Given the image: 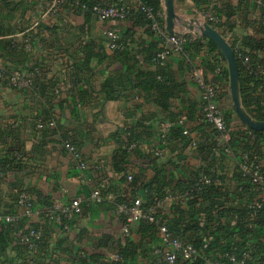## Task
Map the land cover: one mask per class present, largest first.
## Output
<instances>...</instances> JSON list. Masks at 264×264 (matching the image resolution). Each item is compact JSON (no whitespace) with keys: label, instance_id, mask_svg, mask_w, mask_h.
<instances>
[{"label":"crops","instance_id":"1","mask_svg":"<svg viewBox=\"0 0 264 264\" xmlns=\"http://www.w3.org/2000/svg\"><path fill=\"white\" fill-rule=\"evenodd\" d=\"M26 1L33 9L27 11L26 17L33 14L34 24L41 21L52 25L57 33H51L42 26L38 28L39 32L30 49L25 47L22 50L18 47L19 49L14 50L11 55L1 57L12 69L28 71L39 67L40 64L44 70L42 77L45 76L43 79L48 87L17 90L0 81V162L5 159L15 160V170L0 176V215L17 213L15 199L20 190H26L34 200L36 213L24 220V229L43 227L47 234L38 249L30 254L20 241L23 231L16 227L11 228L10 242L0 259L6 260L4 264H76L77 252L84 251L90 260L89 264H101V259L112 257L118 250L125 249L126 244H132L133 252L131 251L132 255L129 256V263L148 264L150 250L157 243L156 235L153 238L147 235L143 237L139 233L137 222L131 225V234L124 237L121 218L114 211L118 199L131 200L139 197L142 201L147 200L143 183L155 174L149 158H152L151 151L159 147L158 123L167 120L168 112L155 103L151 94H145L135 88H129L125 95L105 100L101 104L99 99L88 103L79 102L75 92L77 85L73 82L76 77L70 76L72 70L67 66L71 60L68 53L81 55L80 43L87 39L96 43L103 42L106 47L104 31L108 28L117 29L120 36H124L126 45L132 49L131 52L140 60L144 56L143 50L153 42H156L158 47L171 48L172 45L170 42L163 43L155 34L149 35L146 27L134 25L131 20H100L92 13L84 33L79 34L77 27L84 23V15L77 9L71 10L69 0L53 14L48 11L51 0ZM90 1L123 3L129 10H137L135 0ZM212 3H217L216 7H213L216 21L212 23H223L216 30L231 48L237 53L250 55L264 65V50L251 49L244 42L245 38L257 41L264 39L262 1L173 0L174 11L178 17L174 30L179 34H186L188 40L183 48L186 50L172 53L162 67L172 70L176 81L184 85L186 92L171 99L172 110L176 113L181 111L185 116L188 112L191 114L190 118L184 119L186 128L189 129L191 137L200 139L203 148L197 145L190 147L179 139L173 140L155 160V165H170L163 171L164 179L170 183L165 187V192L170 198L159 210V215L165 216L167 220L177 216L173 207H170L172 204L186 207L188 197L183 195L182 188L177 185L178 180L188 172L185 170L203 172L209 169L220 173L223 184L214 197L222 201L225 207L231 208L228 214L223 213L219 219V223L228 226L230 230L237 222L236 211L243 206L236 191L239 157L236 153L222 154L215 147L211 150L213 143L218 141L217 134L210 132L211 128L208 126L196 128L203 120L199 116L200 92L191 77L192 71H199L206 82L216 87L218 104L232 108L229 79L216 72L219 61H222L221 56L217 51L209 49V39L197 35L189 28L190 19L205 22L204 15L210 10ZM162 12L165 18L163 4ZM5 13L1 8L0 17L5 16ZM33 27L35 25L31 26ZM25 32H17L10 37L21 44ZM195 41L199 49L189 48ZM107 52L110 53L109 50ZM222 63V69L224 70L225 66L227 69L226 61ZM91 66L94 73L91 81L95 89H98L105 77L124 70V66L119 62L106 58L92 61ZM87 76L88 73L84 72L83 77ZM56 81L59 91L54 93L49 83ZM262 91L264 90L258 86L255 93L259 95ZM261 96L264 100V95ZM189 102L194 104L190 111L186 109ZM234 116L231 129H240L246 131L247 135L251 134L252 129L240 122L235 112ZM45 119L54 122V132L37 127V123ZM137 125L142 127L139 128L143 132L141 140L134 144L132 150H128L131 151L128 156L130 163L127 164L126 171H118L113 165L118 143L110 135L125 127L136 128ZM248 136L254 140L251 135ZM64 140L79 147L86 162L84 170L75 166L72 156L62 146ZM235 144L239 153L240 146L244 145L243 141H237ZM206 147H209V150ZM258 153L259 155H254V159L262 164L264 139L260 141ZM128 176L131 178L128 179ZM134 180L135 183L132 184ZM95 189L105 190L110 198L98 204L85 205L82 212L72 218L68 231L43 218L42 211L48 204H66L74 197L86 198ZM261 216L262 213L253 221L245 219L244 227L247 233L242 241L264 256V215ZM216 224L213 223L212 226ZM199 225H206L203 218H200ZM209 233L210 231L206 230L205 235ZM235 235L238 236L239 233ZM211 260L212 264L218 262L216 255Z\"/></svg>","mask_w":264,"mask_h":264},{"label":"trees","instance_id":"2","mask_svg":"<svg viewBox=\"0 0 264 264\" xmlns=\"http://www.w3.org/2000/svg\"><path fill=\"white\" fill-rule=\"evenodd\" d=\"M70 1L73 0H69V2ZM82 1H90V0H82ZM142 1L145 3L147 7H150L154 13L158 11L162 12V0H142ZM262 3H263L262 8H263V20H264V1H262ZM1 8L4 9L6 13L5 16H3L2 18L0 17V58L1 57L5 58L8 55H11V53L14 50L19 49L18 47H20V49L22 50L25 49V45L23 43L20 44V42L10 37L11 35L17 32L26 31L25 32L26 34L24 36L31 37V47L33 46V43L36 39L39 29L42 26H44V29L49 30V32L51 33H57L56 28L52 25L41 23V21H37L35 22L36 24H34V21H32V18L34 16L33 14L32 15L30 14L28 17H26L27 11L33 10L32 7L29 6V3L26 0H1L0 9ZM77 10L79 11V13L81 12L84 15V23L80 27H77V29L80 30L79 34H81L84 33L85 25L89 23L91 11L81 10V9H77ZM123 20H131L134 23V25L146 27V32L149 35L155 34L150 28V21L146 18L145 14L138 8L136 11L129 10L127 16ZM12 21H14V23H12ZM207 23L215 29H219V27H221V25L223 24V23H219V21H217L216 23H212L208 21ZM33 24L35 25V27L31 28V26H34ZM161 24L163 27L164 20L161 21ZM262 27L264 30V25ZM119 42L121 44V48L111 50L108 48L107 45L105 47L103 45V42L96 43L94 40L87 39L80 43V51L82 52L81 55L74 56L71 55V53H68V56L71 57V60H70V64H68L67 66L68 67L70 66V69L72 70L70 76L76 77L73 80V82H75V84L77 85V89L75 92L78 101L82 103H88L92 100L99 99L101 104L105 100L115 99L122 96L123 94L125 95V92L129 90V88H135L145 94H151L152 99L155 101V103L163 111L168 112L166 116L167 120L164 121H168L171 123V127L166 131L165 134H162L159 130L160 123L164 121L162 120L159 121L158 123V127H157L158 136H159L158 146L162 148L163 150L162 154L164 150L169 146L170 142L173 140L179 139L182 143L188 144L192 138L190 135V131L189 129L186 128L185 122L183 125H179L177 121L180 117H184V119H188L191 117V114L188 112V114L185 116L184 114H182L181 111L176 113L174 110H172L173 103L171 101V99L176 97L177 95L184 94L186 92L185 87L183 84L176 81L172 70L165 69L164 67H162L163 65L161 66L153 62V58L156 56L158 52L163 50V47H158L156 42L151 43L146 50H143L144 56L143 59L140 60L136 55H134L131 52L132 49L126 45V40L124 36L121 37L120 34H119ZM244 42L251 49L264 50V39L257 41L253 38H245ZM104 43L106 44L105 35H104ZM208 47L211 51H217L218 54L221 56L222 61L225 63V58L223 57L222 53L219 51L217 46L210 40L208 41ZM189 48L199 49V45L197 41H195L192 45H190ZM107 50H109L110 53H108ZM234 54L239 69L240 96H241L242 105L245 108V110L254 119L263 121L264 100L262 99L263 96L261 95H264V91L260 93L261 95L260 94L258 95V93L256 95L255 90L256 88H258V86L261 87L262 90H264L263 89L264 84L259 78H256L250 73H248L244 69L241 60L238 57L237 52L234 51ZM169 57L167 58V60L169 59ZM105 58L108 60L119 62L122 66H124V70H120L113 76L105 77V79L100 83L98 89H95L91 81V77L94 75L93 67L91 66V63L94 60H101ZM252 60L255 61V58H253ZM144 66L145 68H143ZM37 68L39 69L40 73L38 74V76L34 81L33 88L46 89L48 87V84H46L47 83L46 80L43 79L45 78V76L42 77L44 72L43 67L40 66L39 64V67ZM84 72L88 73L89 76L83 77ZM220 73L223 74L226 78H228V71L226 69V66L224 70L219 72V74ZM50 84L52 91H54V93L59 91L57 81L52 83L50 82L49 86ZM193 106L194 104L189 102L186 104V109L190 111ZM219 107L223 113V118L226 122L230 134V140L228 145L231 148V153H236L237 156L239 157V160L241 159L243 153H247L249 160L251 159L253 160L254 155L256 154L259 155L258 153L259 145H260V141L264 139V130L263 131L250 130L251 134L248 133V135H254V140H251L249 136L246 134V131L240 129H236V130L231 129L232 127L231 123L235 117L233 109L231 107H226V108L221 107L220 105ZM199 110H200V106H199ZM199 116L203 120V123L197 126L196 128H199L201 126H208L209 128H211L210 132H213L214 134L216 133L218 137L219 133L213 128V126L205 121L201 113ZM50 121H51L50 119L49 120L45 119L38 123L44 124L43 128L45 129V131H49L52 133L55 131V129H53V126L52 127L48 126V123ZM139 128L142 127L139 125H137L136 128L125 127L113 132L110 135L111 138L116 143H118V152L117 155L114 156L113 158V165L116 170L126 171L127 169L126 166L128 163H130L128 160V156L129 153L131 152L128 151L129 150L128 148L131 144H135L137 141L141 140V134L143 132L140 131ZM184 129L188 130L187 134H183ZM195 140L197 147L203 148L200 139L195 138ZM241 140L243 141L244 145L240 146L241 147L240 151L239 153H237V150L239 148L236 147L235 143ZM65 141L68 140H64L63 142ZM68 142L72 143L79 149V147L73 142L71 141ZM214 147L216 149H219V151L222 154L225 155L228 154L225 153L223 148H221L219 140L217 141V143L216 142L213 143V147H211V150ZM206 148H208L209 150V147ZM151 155L152 158L151 157L149 158L150 165L154 169L155 174L152 178H150L149 180L143 183V188L147 192V200L142 201L143 207H147L155 203L157 199H162L166 194L165 187L166 186L168 187L170 185L169 181L165 180L163 177L164 169L170 165L167 166L155 165V160L158 157L154 156L153 153ZM170 163L174 164L172 162ZM260 169L262 174L264 175V163L262 164L260 163ZM14 170H15L14 159H10V160L5 159L3 162H0V176L8 174L9 171L12 172ZM185 171H188L186 172V174H184L185 177H183L182 179L180 178V180H178L177 183V185L182 188L183 192L186 188H192L193 182L202 174L212 175V176L220 175V177H222L220 173L210 171L209 169H205L203 172H198V171L192 172V170L189 169ZM239 172L240 171L237 164V173H236L237 182L240 177ZM134 183L135 180L132 182V184ZM220 187H222V185L212 184L210 186L203 187L199 191H195V190L192 191L189 195L186 196L188 197V199L185 203L186 204L185 208L175 206L172 204L170 207L171 208L173 207V211H175L177 216L170 220H167L165 216L159 215L160 207L163 204L157 210V217L166 223L168 230L173 235H178L199 248H201L204 243H207L208 247L205 250V255L208 257H212L215 255L217 257L218 253H224L225 251L230 250L232 247L241 249V247H244L245 245L242 239L247 233V229L244 227V221L246 218L248 219V217L246 216V212L243 206L241 209L236 211L237 222L234 228L232 227L229 230L228 226L221 225L219 223L220 216L223 213L228 214L231 210L230 207H225L222 201L214 197L215 194L220 191ZM101 191L107 193L105 192V190L101 189ZM16 200L17 197L15 199V204H16ZM131 200L118 199L117 202L119 205L121 203H128ZM51 205L52 203L48 204L46 208L43 209L42 215H44V211ZM261 213H262L261 217H263L264 208L261 210L259 215ZM200 218H203L204 222H206V225L204 227L199 225ZM24 220L27 219L22 218L16 223H8V224L3 222L0 223V256L2 254H5V251L10 242L9 232L11 228L16 227L17 229L22 230L23 233H25L28 230L29 227L24 229L23 226ZM213 223H217V224L213 227L212 226ZM206 230L210 231L208 235H205ZM139 233L143 237L147 235L153 238V236L156 235V238H158L157 225L155 223H151L142 219L139 221ZM237 233H239V235L234 236V234ZM46 234L47 232L46 230H44V235L35 241V247L33 249H29L28 246L24 243L30 254H32L34 250L38 249ZM131 248H132V244L130 246L129 245L127 246L126 244L125 249L118 250L116 254L121 256L122 262L114 261L112 262V264H130L128 259L129 256L132 255ZM80 252L81 251L77 252L76 264H89L90 260L87 257L86 252L83 251L84 253L83 256H80L79 254ZM211 254L213 255L211 256ZM217 259L219 262L225 261L223 258L220 257H217ZM23 260L24 262H26L25 259ZM5 262H6L5 259L4 260L0 259V264H4ZM100 263L107 264L105 258L101 259ZM195 264H204V261L199 259Z\"/></svg>","mask_w":264,"mask_h":264},{"label":"built area","instance_id":"3","mask_svg":"<svg viewBox=\"0 0 264 264\" xmlns=\"http://www.w3.org/2000/svg\"><path fill=\"white\" fill-rule=\"evenodd\" d=\"M264 1V0H260ZM66 0H51L48 8L49 14L55 13L59 10ZM136 6L140 9L150 21L151 30L163 41V43L170 42L172 47H163V50L158 52L153 58V62L159 65H164L171 53H178L183 50V45L187 42L188 37L185 34L169 35L165 31V26L161 24L164 20V14L161 11L156 13L150 7H147L142 0H135ZM217 3H212L210 10L204 15L205 22H215L216 16L214 8ZM71 10L81 9L90 10L100 20H123L129 9L123 3L106 4L100 1H82L73 0L69 2ZM106 37V45L109 49L115 50L121 48L119 42V33L115 28H108L104 31ZM23 44L27 49L31 48V37L24 36ZM238 57L244 69L256 78H259L264 84V65L254 62L250 55L238 52ZM222 61H219L216 72L219 73L223 69ZM40 73L37 67L31 70L12 69L8 64L0 58V81L4 82L8 87L17 90H26L33 88L34 81ZM197 88L200 92V113L206 122L210 123L213 128L219 133L218 140L221 148L225 153L231 154V148L228 145L230 134L223 118V113L217 102V89L214 85L206 82L201 73L197 70L192 71L191 75ZM264 89V86H263ZM184 118L180 117L177 121L179 125L184 124ZM48 126H54V122L50 121ZM38 128H43L44 124L38 123ZM171 127V123L164 121L160 123L159 130L162 134ZM188 130L184 129L183 134H187ZM252 139L254 136L251 135ZM188 145L190 147L196 146V140L191 138ZM63 148L72 156L75 166L80 170L86 168V162L83 160L80 150L72 143L65 141L62 143ZM134 147V144L129 146V150ZM162 148L156 147L152 150L154 156L162 155ZM238 167L240 177L237 182L236 191L240 195L243 203L246 216L250 221L255 220L261 210L264 208V175L260 169V163L255 160H249L248 154L243 153L241 159H238ZM131 176H128L130 179ZM212 184L222 185L223 178L220 175H200L194 182L192 188H186L183 192L184 196L189 195L192 191H199L205 186ZM106 198H110L108 193H104L101 189H95L86 198L74 197L66 204L52 203L44 211L43 218L54 222L61 227V229L68 231L70 229V222L73 217L79 215L85 205H94L101 203ZM170 195L166 193L162 199H157L155 203L143 207L142 200L135 197L128 203H121L115 209V214L121 218V231L124 237L131 234V225L144 219L148 222L157 225L158 238L150 250V258L148 264H195L199 259L204 261V264H212L211 258L205 255L207 243H204L201 248L194 246L184 238L173 235L167 228L166 223L157 217V210L163 202L169 200ZM16 206L17 213L0 215V223H16L22 218L29 219L36 213V207L33 198L27 191H20L17 195ZM44 235L43 227H29L28 230L20 237L21 242L25 243L29 249L35 247V241ZM253 248V247H252ZM248 247L247 244L241 249L232 247L224 253H218L217 257L223 258L225 261H218L216 264H264V256L257 251ZM80 256L84 253L81 251ZM105 261L114 262L121 261L122 258L118 254L112 257L105 258Z\"/></svg>","mask_w":264,"mask_h":264},{"label":"water","instance_id":"4","mask_svg":"<svg viewBox=\"0 0 264 264\" xmlns=\"http://www.w3.org/2000/svg\"><path fill=\"white\" fill-rule=\"evenodd\" d=\"M165 13V31L169 35L179 34L174 30L175 21L178 17L174 11L173 0H162ZM190 30L194 31L197 35H201L212 41L225 58L228 79H229V93L232 102V108L240 122L254 131L264 130V120H256L251 117L243 108L240 100L239 89V69L235 58V54L231 46L225 38L212 26L205 22H200L197 19H190Z\"/></svg>","mask_w":264,"mask_h":264}]
</instances>
